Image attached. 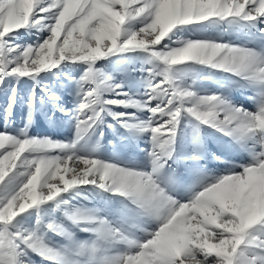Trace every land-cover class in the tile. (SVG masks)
<instances>
[{"label":"snow or ice","instance_id":"6c2138e0","mask_svg":"<svg viewBox=\"0 0 264 264\" xmlns=\"http://www.w3.org/2000/svg\"><path fill=\"white\" fill-rule=\"evenodd\" d=\"M49 17L52 23L45 27L50 36L25 48L21 59L6 67L3 38ZM139 17L146 18L143 26L125 35V23ZM259 17H264V0H0V73L33 75L66 59L94 62L117 51L151 49L167 67L161 79L150 81L146 102L105 101L101 97L105 82L97 81L91 68L86 72L84 80L94 86L84 92L79 104L77 131L83 135L92 128L107 103L148 108L156 122L136 126L152 132L155 172L163 166L161 157L169 154L182 110L230 132H264V103L256 113L222 107L225 102L215 95L197 97L177 87L170 71L174 65L198 62L264 82V54L210 40H188L167 51L156 50V46L177 25L211 18L252 21ZM154 99L159 101L155 106ZM186 99L191 105L185 108ZM65 149L68 151L62 155L46 154V150ZM70 149V145L48 139H17L0 133V264H18L20 243L58 257L56 250L33 234L10 227L26 210L86 184L131 197L160 221L151 238L137 250L102 257L98 264H264V151L242 171L221 177L190 201L179 203L160 187L152 173L76 155ZM96 231L102 238H124L118 229L114 231L103 222ZM249 250L259 252L249 255ZM91 251L95 253V247Z\"/></svg>","mask_w":264,"mask_h":264},{"label":"rangeland","instance_id":"374dc122","mask_svg":"<svg viewBox=\"0 0 264 264\" xmlns=\"http://www.w3.org/2000/svg\"><path fill=\"white\" fill-rule=\"evenodd\" d=\"M145 22V17L129 19L123 26L124 34L139 30ZM51 23L49 17L40 24L29 23L8 33L2 41L6 67L14 66L25 48L37 46L48 38L50 31L45 25ZM261 29H264V17L252 21L211 18L177 25L156 50L167 51L188 40H210L264 54V31ZM165 67L152 55L151 49H130L114 52L94 62L66 59L33 75L10 71L0 73V133L17 139H48L70 145V151L76 155L152 173L153 179L167 194L179 203L188 202L204 187L252 164L254 158L264 151V132H230L197 120L182 110L169 154L162 156L160 162L163 160L164 165L171 168V173L173 169L182 171L189 167L192 170L199 163H206L210 171L205 173L208 177L203 181L205 183L189 186L171 178L168 182L163 181L157 171L153 172L152 132L136 126L150 120L156 122V117L146 107L107 103L92 128L83 135L77 131L79 104L84 99V92L94 86L91 81L84 80L90 68L97 74V81L105 82L106 86L101 90L103 100L135 99L143 103L151 92L150 81L161 79ZM170 71L177 87L191 91L197 97L215 95L225 102L222 107L256 113L264 103V82L198 62L174 65ZM157 103L158 100L152 101L153 106ZM190 105L191 100L186 99L185 108ZM120 113L125 115H116ZM217 135L221 137L217 138ZM218 142L222 143V149ZM66 151L46 150V154L62 155ZM124 153L127 157L123 156ZM128 198L131 197L98 184L78 185L19 214L10 230L33 234L60 255L51 257L20 243L18 264H98L102 257L137 250L139 244L151 238L160 221ZM130 210L139 216L134 226L121 220V215L128 217ZM101 222L114 231L118 229L124 238H102L96 231ZM93 247L95 253L91 251ZM254 252L259 250H249V255Z\"/></svg>","mask_w":264,"mask_h":264},{"label":"crops","instance_id":"0c3cea01","mask_svg":"<svg viewBox=\"0 0 264 264\" xmlns=\"http://www.w3.org/2000/svg\"><path fill=\"white\" fill-rule=\"evenodd\" d=\"M221 137L220 135H217V138ZM196 138V137H195ZM223 138V137H222ZM218 146L220 147L222 143L218 142L217 143ZM221 148V147H220ZM222 149V148H221ZM195 151H196V145H195ZM124 157H127L126 154L124 153L123 154ZM207 160H210V159H207ZM205 162V161H204ZM163 166L160 167L157 172H158V177H160L163 181H169V179L171 178L172 181L174 182H183L185 184H189V186H193L195 184L193 183H197L198 185H201L205 179H207L208 177L205 175L206 171H210L208 169V165L206 167L205 164L203 163H199L198 166L192 170H189V167H185L182 171L179 170V168H176L177 170L179 171H176L175 169H173L174 171H172L171 173V168L169 166H166L164 165V161L162 160L160 162ZM202 168L204 170H202ZM162 170V171H161ZM184 170L186 172H184ZM182 173H184V175H182ZM191 177V179H187V177ZM193 177V179H192ZM188 180V181H187ZM192 180V181H191ZM194 180H197V181H194ZM199 181V182H198ZM205 183V182H203ZM129 200H134L133 198H128ZM92 210H95V208H91ZM136 211L134 210H130V214L128 217L126 218H123L122 215H121V220L124 222V223H128L130 226H134L135 223H137V221H139V216L135 213ZM73 237H77L76 235H73Z\"/></svg>","mask_w":264,"mask_h":264}]
</instances>
